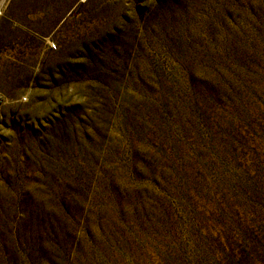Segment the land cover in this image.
Instances as JSON below:
<instances>
[{
    "label": "rangeland",
    "instance_id": "374dc122",
    "mask_svg": "<svg viewBox=\"0 0 264 264\" xmlns=\"http://www.w3.org/2000/svg\"><path fill=\"white\" fill-rule=\"evenodd\" d=\"M0 264H264V0H0Z\"/></svg>",
    "mask_w": 264,
    "mask_h": 264
}]
</instances>
